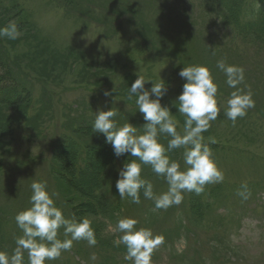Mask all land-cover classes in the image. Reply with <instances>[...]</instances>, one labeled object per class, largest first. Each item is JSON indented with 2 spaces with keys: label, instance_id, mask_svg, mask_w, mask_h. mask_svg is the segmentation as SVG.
<instances>
[{
  "label": "rangeland",
  "instance_id": "obj_1",
  "mask_svg": "<svg viewBox=\"0 0 264 264\" xmlns=\"http://www.w3.org/2000/svg\"><path fill=\"white\" fill-rule=\"evenodd\" d=\"M214 10L206 0H0V27L15 22L20 32L15 40L0 37L2 69H13L30 101L0 102V251L14 253L22 235L15 216L31 206V183L44 181L65 217L88 218L97 240L95 246L74 241L70 250L46 264H131L124 259V245L115 244L120 236L116 224L123 217H133L137 228L164 237L152 264H264V46L259 53ZM242 55L246 60L241 63ZM219 60L244 69L238 87L250 90L255 102L235 123L224 114L235 89L216 67ZM188 65L210 69L221 107L203 136L224 180L193 193L201 206L209 204L204 215L199 220L191 216V192L167 210L155 209L143 194L140 204L122 199L115 183L126 154L114 155L106 190L120 210L108 215L87 211L84 197L63 173L69 166L54 157L55 146L64 137L91 142L75 128L82 122L92 126L95 113L109 108L117 111L118 126L129 122L142 133L145 121L136 97L129 95L137 76L165 81L161 104L170 108L179 121L177 131L183 133L185 117L174 104L178 107L175 99L185 82L179 70ZM150 87L146 82L145 88ZM105 90L111 95L105 96ZM158 139L167 147L170 137L161 134ZM183 152L180 148L167 155L184 168ZM141 174L157 195L167 191L166 181L150 165H142ZM244 183L251 192L246 200L237 195ZM58 238H67L63 228ZM23 264H28L27 251Z\"/></svg>",
  "mask_w": 264,
  "mask_h": 264
},
{
  "label": "clouds",
  "instance_id": "obj_2",
  "mask_svg": "<svg viewBox=\"0 0 264 264\" xmlns=\"http://www.w3.org/2000/svg\"><path fill=\"white\" fill-rule=\"evenodd\" d=\"M19 36L15 22L0 27V37L15 40ZM216 67L225 74L228 87L235 89L231 92L224 111L225 116L235 123L255 107L251 91L245 92L238 87L245 79L244 69L229 65L224 60L217 61ZM178 74L185 82L175 99L178 107L176 104L174 106L185 117L183 133L177 131L179 121L170 108L161 104L167 91L161 77V82L153 83L143 76H137L129 87V95L136 97L137 110L145 121L142 133L129 122L118 126L114 119L118 113L112 108L98 110L92 124L94 132L103 134L105 143L111 145L116 157L125 154L128 157L118 169L115 188L119 196L140 204L142 193L145 199L154 201V207L158 210L180 205L184 192L199 195L206 185L224 180L223 172L212 158V151L204 142L203 136L221 110L217 101L218 86L205 65L183 66ZM149 81L151 87L146 89L145 83ZM104 95L110 96L111 92L105 90ZM161 134L170 137L167 147L159 142ZM180 148L184 149V168H181L179 161L172 160L167 155ZM142 165H150L157 176L164 178L168 185L167 191L158 195L154 193L152 183L142 177ZM30 187L31 206L15 216L22 235L17 238V247L11 256L0 251V264H23L24 251L28 253V264H46V261L56 260L62 252L70 250L74 241L84 240L89 246L96 245L95 231L88 218H66L52 198L55 193L50 195L47 191L46 182L33 181ZM237 195L244 200L250 197L251 192L246 183L241 185ZM137 224L138 221L133 217L120 218L115 228L120 236L115 244L124 245V259L131 261V264H152L153 252L164 243V237L154 235L150 228H137ZM61 228L67 237L63 240L58 238ZM91 259L94 261L96 257L93 255Z\"/></svg>",
  "mask_w": 264,
  "mask_h": 264
},
{
  "label": "trees",
  "instance_id": "obj_3",
  "mask_svg": "<svg viewBox=\"0 0 264 264\" xmlns=\"http://www.w3.org/2000/svg\"><path fill=\"white\" fill-rule=\"evenodd\" d=\"M206 1L213 4L215 14L222 16L223 20L230 21L241 40L249 41L251 45L258 48L260 53L264 46V0ZM243 55L241 63L246 60ZM1 63L3 62L0 60L2 71L0 84L4 79L7 80V83L0 86V94L3 93L0 102L12 105L28 104L30 102L29 93L25 90L24 83L11 67L3 71ZM74 132L90 138L91 142L78 144L71 137L61 139L62 141L55 146L54 157L62 165L69 166L70 169L63 173L66 178L72 180V187L84 197L83 206L89 207L87 211L108 215L112 210H120L118 206L110 203L106 194L109 187L110 171L115 164V156L111 147L105 143L103 134L94 132L92 126L86 122L80 123ZM124 158L123 162L128 159V157ZM129 159L132 158L129 157ZM142 177L144 176L142 175ZM145 179L149 181L148 177ZM193 193L191 192L188 200L189 212L194 219L199 220L209 204L208 206L206 204V207L201 206L199 198L196 200Z\"/></svg>",
  "mask_w": 264,
  "mask_h": 264
}]
</instances>
